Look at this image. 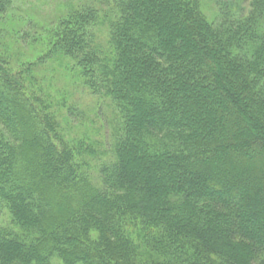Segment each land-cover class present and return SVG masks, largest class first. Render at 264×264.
<instances>
[{"label":"trees","instance_id":"obj_1","mask_svg":"<svg viewBox=\"0 0 264 264\" xmlns=\"http://www.w3.org/2000/svg\"><path fill=\"white\" fill-rule=\"evenodd\" d=\"M203 1L106 0L104 43L90 6L21 71L0 56V206L18 229L0 228V264H264V0H206L212 17ZM55 57L113 109L95 169L98 143L63 127L73 108L27 85Z\"/></svg>","mask_w":264,"mask_h":264},{"label":"rangeland","instance_id":"obj_2","mask_svg":"<svg viewBox=\"0 0 264 264\" xmlns=\"http://www.w3.org/2000/svg\"><path fill=\"white\" fill-rule=\"evenodd\" d=\"M105 1L13 0V6L0 13V56L6 58L8 68L21 71L23 66L42 56L45 45L41 40L52 24L65 18L69 11L90 6L99 9L94 30L99 41L104 43L107 36V15L111 14L110 5ZM202 4L205 12L212 17L213 6L206 0ZM73 65L72 60L52 58L35 68L37 80L35 84L27 82V85L34 91L48 93L57 103L64 98V105L73 108V112L69 113V123L66 119L62 120L63 127L69 136L83 139L87 147L98 143L95 146L98 154L90 157L95 169L111 158L112 150L108 147L113 143L111 135L114 113L108 100L95 96L80 83L78 71ZM66 106L62 107L63 115L68 114ZM6 227L18 231L9 209L0 206V228ZM52 261L54 264H65L58 255Z\"/></svg>","mask_w":264,"mask_h":264}]
</instances>
